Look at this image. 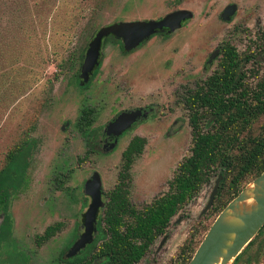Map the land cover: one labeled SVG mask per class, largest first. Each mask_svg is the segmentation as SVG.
<instances>
[{"label": "rangeland", "instance_id": "374dc122", "mask_svg": "<svg viewBox=\"0 0 264 264\" xmlns=\"http://www.w3.org/2000/svg\"><path fill=\"white\" fill-rule=\"evenodd\" d=\"M232 1L239 5L234 20L218 25L215 19ZM179 7L194 12V19L189 21L194 27L193 43L208 40L213 42L210 46L213 47L225 36L243 53L246 48L252 52L253 42H260L264 0H0V54L11 46L12 41L10 50L17 56V66L24 67V71L26 66H31V77L24 81L25 87L17 90L14 101L0 110V169L5 165L9 150L27 134L40 141L31 164L30 185L12 203L14 236L18 242L12 241L10 246L5 244L0 249L4 264H63L59 260L61 251L73 239L78 217L87 209L81 201H73L65 189L55 188L54 178L61 170L63 160L68 161L73 169L65 183L69 190L83 186L95 169L102 174L104 190L108 192L113 187L121 166L120 152L85 157L84 139L74 132L72 125L84 97L94 92V85L101 90L105 87L104 90L107 88L109 92L112 85L118 89L115 97L111 94V97L107 95L104 100H99L104 110L96 125H104L118 109L150 102L157 104L160 115H163L162 122H158V134L145 133L148 146L132 168L131 200L142 207L168 190L169 180L180 161L190 154L192 146L189 113L182 104H173L171 92L177 85L211 73L201 72L204 56L198 58L195 49L198 46L181 49L177 55L179 63L172 69L165 64L161 67L162 57L151 53L143 59L145 68L141 72L135 68L145 47L122 56L115 46L107 43L94 85L83 92L75 84L72 61L79 51L88 47L102 26L120 20L157 18ZM208 19L213 23L206 25ZM184 36L187 32L181 30L177 35L179 42ZM168 58L171 54L164 56L165 60ZM251 68L259 69L263 75L264 61L254 60L244 65V69ZM258 79V75L249 74L251 83L255 84ZM180 99L182 103L183 98ZM177 119L185 120V126L168 136V126ZM67 121H70V127L62 130ZM217 178L214 175L199 195L173 218L163 246L159 248L164 236L138 264L177 262L181 246L197 232L196 239L201 243L206 228L211 227L217 217L215 212H210L211 209L201 214ZM2 220L0 215V224ZM57 221H63L64 228L38 246L36 236ZM25 250L29 253L27 262H24L28 257ZM251 252L252 249H247L242 258ZM260 264H264V254Z\"/></svg>", "mask_w": 264, "mask_h": 264}, {"label": "trees", "instance_id": "16d2710c", "mask_svg": "<svg viewBox=\"0 0 264 264\" xmlns=\"http://www.w3.org/2000/svg\"><path fill=\"white\" fill-rule=\"evenodd\" d=\"M10 45L0 54V110L14 101L17 90L24 88V81L31 77V66H26L25 71L24 67H18L17 56L10 50L12 41ZM86 49L85 46L72 61L75 81ZM252 58L251 55L241 57L235 47L228 46L218 69L190 91L186 97L192 126L190 154L178 164L168 190L142 207L132 202L125 185L134 157L142 153L146 140L136 137L131 142L138 151L134 156L131 149L124 153L123 183L108 196L98 224L99 233L90 246L91 256L85 255L82 264H138L168 231L173 218L199 195L214 175L223 176L210 210L218 215L264 171V74L260 75L259 69H239L240 60L248 62ZM250 73L259 77L255 84L249 81ZM88 115L89 112L84 116L85 124L91 122ZM39 146V139L27 134L9 150L0 169V212L4 213L0 236L6 244L13 235V200L30 185L31 164ZM62 225L50 224L41 235L40 243L54 237ZM197 234L181 246L178 264H188L192 259L200 244ZM254 242L255 238L236 260ZM74 263L78 264L76 260Z\"/></svg>", "mask_w": 264, "mask_h": 264}, {"label": "flooded vegetation", "instance_id": "af4514ba", "mask_svg": "<svg viewBox=\"0 0 264 264\" xmlns=\"http://www.w3.org/2000/svg\"><path fill=\"white\" fill-rule=\"evenodd\" d=\"M231 4L237 5L236 11L231 16L230 19H228V20L224 19L222 14L225 11L226 7L228 5H231ZM182 8L183 9H189V8H185V7H179V8H176L175 10L182 9ZM238 9H239V5L237 2L232 1V2L227 3L224 6V8L222 9V11L219 13L218 17L215 19L216 21H214V22H216L218 25H220L223 22L231 23L234 20L236 13L238 12ZM189 10H191V9H189ZM170 12H172V11H170ZM170 12H168V13H170ZM167 14L159 16L157 18L134 19V20H150V19L161 20ZM193 14H194V12H193ZM192 19H194V15H193V17H190L188 19L183 20L181 27H178L176 29H171L168 26L163 27L158 32L150 35L144 41H142L139 45H137L136 47H134L130 50H127L125 48V43H124V40L122 38H118L117 36H115L113 34L105 36L103 38V41H102V48H101V55L99 57V64L96 65L93 72L91 73L89 81L82 85L81 79H80V74H81L82 64H83V62H82V64L80 65V68H79L80 71L78 74V80L75 81L76 86L78 87V89L81 92H83V91H88L90 85H94V78L96 77V75L99 72V69L101 68L103 55L105 53L104 48H105L107 43H111V45L115 46L118 49V52L122 56L131 55V54H133V53L137 52L138 50H141L142 48L145 47L144 52L139 56L138 63H137L136 68H135V70L139 69V71H141V72H143L144 71L143 68H145V66L143 65V62H144L143 59H145L146 56H148L149 54L151 55V53L157 54V56L162 57L161 62H160L161 67L165 64L164 66H166L169 69L170 68L172 69V68H175V66L179 63V61L177 60V55L179 54V51L181 49H183L185 46L190 47V46L196 45V46H198V48H195V49H197L196 51H198V58H200V57L202 58L204 56V60L202 62L203 65L201 68V72L202 73L203 72L204 73L211 72L210 74H212L220 66L221 57L223 56L225 49L228 46L235 47L236 49H237V47L233 44V42L230 41V39L226 38L225 36H223L217 42V44H215L213 47H210L211 43H213V42H210V41L208 42V40L203 41V43L202 42L201 43H193L192 37H193V35H195V33H192V31H193L194 27H192L191 24L189 23V21ZM134 20H120V21H134ZM115 22H118V21H115ZM115 22H113V23H115ZM210 23H213V22H210V20L208 19V22H206L205 24L207 25ZM110 24H112V23H110ZM98 30H97V32H98ZM181 30L187 32V36H184L183 40L181 42H179L180 40L177 38V35L181 32ZM239 30H241V29H239ZM234 31L236 32V30H233V32ZM97 32H95L93 38L95 37ZM259 35H260V42H253L255 46H254V49L252 52L248 51V49L246 48L243 51V53H240L237 49V52L239 53V56H241V57H246L247 55L253 56V58L250 59V61H248V62L245 59L240 60L239 69L244 68V65L246 63H249V62L254 61V60L255 61L256 60L264 61V27H263V30L259 32ZM91 40H90V42H91ZM88 46H89V44H88ZM168 54H171V58H168L165 60L164 56H166ZM84 58H85V55H84ZM83 61H84V59H83ZM142 66H144V67H142ZM209 75H207L206 77L201 78V79H195L192 82H184V83H182V85H177V87L175 89H173L171 92L173 104L174 105L182 104V106L185 108V110L189 113L188 115H189V125L190 126H191V124H190V111H189L187 104H186V97L189 95V93L192 89H194L195 87H198L199 84L203 83V81ZM111 85H112V83H111ZM104 88L105 87H102V90H101V87L94 85V92L88 93L84 97V99L82 101L83 104L80 107V110L78 113V117H77L76 121L72 123V125L75 127L74 132H76L80 138L84 139L85 157H88L92 154H101V153L113 154L115 152L117 153V151L120 152V154H121L120 155L121 166L118 169V172L116 174V180H115L113 187L108 192H106L104 190V180H103L102 174L100 173L99 170L95 169L93 171L92 175L85 180L83 186L78 187L77 189L72 188V190H69V187L65 186V183L67 182L68 178L70 177L71 172L73 173V169H72L71 165L68 163V161H66V160H63L62 161L63 163H61V165H60V168H61L60 171H62V172L59 171V173H57L56 177L54 178V183L56 184V187H55L56 189H60V190L65 189L66 191H68V194H70V196L73 197L72 198L73 201H75V202L81 201L83 204V207H86L88 209V207L92 201V198H91V195H89L85 192V184L96 172L99 173V175L101 177V181H102V187H101L102 198H103V201L105 204L99 210L97 228H98L100 218L102 216V215H100V212H101V210H103L105 208L106 203L108 201V196L111 195L110 194L111 191H113L117 187V185L123 183L122 173H125V171H126L124 168V160H125L124 153L131 149L132 152H134L133 153V156H134V154L137 153L136 151H138V147L131 146V142L136 137H141V138L146 140L144 150L142 151V153L135 155L134 161L129 168L130 178L126 179L127 185H125V187L127 186L129 188V194L128 195L131 196V188H132V183H133V177H132L133 165L138 160V158L142 156V154L144 153L145 149L148 146V138L145 136V133H147V132L152 133L153 132V134H158L157 133L158 126H159V123L162 122V118H163V115H160V113H159V108H158L157 104L150 102V103H145L144 105L139 104V105L134 106V107H125V108L118 109L115 112V114L104 125H96V122L98 121L102 111L104 110L103 106L99 103L100 102L99 100H102V99L104 100L107 95L110 96L111 94L113 97H115L117 94V91H118V89L116 87H114L113 85L110 89V92L107 88H106V90H104ZM179 88H181V91ZM103 94H105V95H103ZM94 96H97L98 98H96ZM180 98H183L182 103H181ZM87 112H89L88 116L91 120V122L89 124H85V122H84V116ZM124 112H138L135 121L130 122L129 126L127 128H125L120 134H114V131H112L111 133H108L107 132L108 124ZM64 126H65V128H66V126L70 127V121H67ZM183 126H185V120L177 119V120L173 121L170 126H168V128H167L168 132L166 134L168 136H170L171 134H174L176 131H178ZM65 128L63 129V127H62V130H65ZM139 130H141V131L138 132ZM78 164H79V162H78ZM57 167L58 166H56V168ZM219 176H218V178H219ZM80 188H82V191L79 192L78 190ZM218 191H219V189H218ZM105 196H107V200H105ZM86 210L85 211L82 210V212L80 213V215L78 217L77 228H76V232L74 234L73 239L69 242V244L66 246V248L61 251L62 254L59 256V260L63 264H75L74 263L75 260L78 262V264H82L83 263L82 261L84 260L85 255H87L88 258H90V256H91L92 251L90 252V249H91L90 246L94 243V241H95V239L99 233V230L97 231V234L95 235V239L93 242L89 243L84 249L79 251L75 256L68 257V252H69L70 248L74 245L76 240L80 237V235L85 230L84 214H85ZM11 212H12V207H11ZM201 214H202V212H201ZM0 215H2L3 219H4V213L0 212ZM12 215H13V213H12ZM13 219H14V216H13ZM2 222H3V220H2ZM57 222L63 224L61 229L59 230V231H61L64 228L65 223L63 221H57ZM57 222H54V223H57ZM14 223H15V220L13 222V235H12V240H10L11 243H12V241L18 242V240L14 236V226H15ZM1 224H0V227H1ZM167 232L164 235H162V236H164L162 241L164 240L165 237L168 238ZM42 234L37 235L35 238V242L38 246H42L44 243L49 241V240H47V241H44L43 243H40V238H41ZM162 236H160V237H162ZM167 238L165 239L164 243L166 242ZM254 238H255L254 244H252L249 247L250 249H252L251 254L248 253L243 258H242V256H243L242 255L233 264H260L261 257L264 254V225L258 231V233L256 234V236ZM162 241L160 242L159 248H161L164 244V243L162 244ZM10 242L8 244L2 242L1 236H0V249L1 248L3 249V245H5V244H6V246H10L11 245ZM152 247H151V249H152ZM7 248H9V247H7ZM151 249L149 251H151ZM25 252L28 254V257H25L26 259L24 260V262H27V260L29 259V253L26 250H25ZM180 253L181 252H179V254L177 256V262L175 260L176 263L174 262L171 264H178L181 262ZM259 253H260V255L258 256ZM254 254H256V256H254ZM1 258L2 257H0V264H4L5 260H3Z\"/></svg>", "mask_w": 264, "mask_h": 264}, {"label": "water", "instance_id": "95a60500", "mask_svg": "<svg viewBox=\"0 0 264 264\" xmlns=\"http://www.w3.org/2000/svg\"><path fill=\"white\" fill-rule=\"evenodd\" d=\"M236 4L228 5L223 12L224 19H230L235 13ZM189 9H178L168 13L161 20L118 21L102 26L89 43L80 74L81 84L89 81L91 73L99 64L102 41L105 36L115 35L122 38L125 48L130 50L150 35L163 27L176 29L183 20L193 17ZM138 112H124L107 126V132L120 134L135 121ZM65 126H63V129ZM222 175L216 180L214 189L202 214L214 204ZM102 181L96 172L85 184V192L91 195L92 201L84 214L85 230L68 252V257L75 256L97 234L99 210L104 206L102 198ZM264 225V171L252 179L217 215L205 237L196 249L188 264H233L238 255L246 248ZM162 241L164 243L165 239Z\"/></svg>", "mask_w": 264, "mask_h": 264}]
</instances>
